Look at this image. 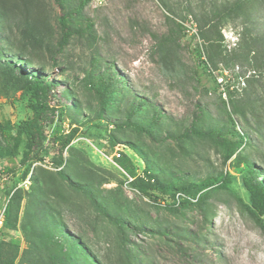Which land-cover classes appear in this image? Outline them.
<instances>
[{"label":"rangeland","instance_id":"374dc122","mask_svg":"<svg viewBox=\"0 0 264 264\" xmlns=\"http://www.w3.org/2000/svg\"><path fill=\"white\" fill-rule=\"evenodd\" d=\"M231 1L88 0L82 12L94 22V44L73 37L57 55V64L45 47H23L24 57L32 62L22 64L24 72L54 80L49 102L64 111L62 119L56 112L47 114L50 128L42 141L41 159H32L25 176L10 159L9 149L0 147V210L9 201L15 225L5 235L0 232V257L14 256L15 264H116L128 253L138 264H264V213L254 210L253 215L249 211L248 194L242 184L249 162L262 169L258 178L264 180V134L243 128L230 105L223 104L222 100L227 101L223 88H214L211 75L196 65L192 52L194 47L204 45L198 35L206 11L215 3ZM249 6L257 25L252 32L264 31V1L254 0ZM62 10L55 0H33L29 6L31 15L40 12L49 22L50 36L45 43L51 52L56 48L57 17ZM8 15L14 24L23 20L17 12V17ZM175 22L180 25L179 31ZM17 32L12 30V38H18ZM221 32V46L228 50L234 47L238 40L235 30L227 26ZM4 36L0 33L3 48ZM163 37L170 40L162 42L166 52L157 50ZM14 45L21 49V40ZM15 52L4 50L3 55L13 56ZM218 59L216 68L210 62L209 66L227 71L223 87L230 84L245 88L252 68L240 62L225 66L222 58ZM15 66L20 67L17 62ZM109 66L123 81L119 83L120 91L110 96L105 109H101L94 90L96 75L99 69ZM19 70L16 72L21 75ZM14 75L0 69V122L19 123L31 117L20 81ZM262 80L255 92H264ZM129 92L145 97L163 111L156 129L161 135L182 129V123L189 124L198 110L202 111L198 123L201 130L224 125L230 112L238 128L247 132L248 141L235 147L221 139L193 136L159 143L130 130H118L107 121L118 123L127 118L129 106L123 98ZM138 112L142 117L150 110ZM54 123L60 124L64 133L77 129L60 150L50 135ZM110 138L131 159L135 174L131 181H125V173L111 160L113 151L106 152ZM128 141L137 149L123 146ZM0 143L4 144L1 137ZM5 166L15 169L6 173ZM60 173L90 188L109 213L122 215L129 226L123 231L117 229L85 193L71 187ZM150 174L172 185V192L178 190L180 197L203 191L206 198L202 208L195 204L183 207L169 197L164 200L149 186L153 182ZM224 176H228L226 187L212 184L203 190L199 186L207 177L205 183L209 179L219 182ZM147 184V192L156 194V201L139 189ZM175 227L186 231L181 233L186 238L175 235ZM160 229L169 233L161 235L157 232ZM63 232L80 246L64 243ZM196 234L202 241L191 244L190 236ZM9 237L19 239L18 249L8 242ZM179 241L181 250L177 247Z\"/></svg>","mask_w":264,"mask_h":264},{"label":"trees","instance_id":"16d2710c","mask_svg":"<svg viewBox=\"0 0 264 264\" xmlns=\"http://www.w3.org/2000/svg\"><path fill=\"white\" fill-rule=\"evenodd\" d=\"M55 1L60 8L63 9V13L57 17L59 33L58 38L56 39V48L51 52L49 46L45 43L50 36L49 22L41 16L40 12H36L35 15L30 14L29 6L32 4L33 0H20V3H17V0H0V33L5 35L3 39L6 43V47H0V69L13 75L14 73L17 75V79L21 84V90L26 98L27 108L31 112L30 118L22 120L19 123H11L9 120L0 122V137L4 142V144L0 143V147L9 149L10 159L16 161L18 167L23 169V176L29 172L32 159H41L42 141L45 138L47 128H50L49 123L46 121L47 114L51 113L54 115L56 112L57 117L62 119L64 111L63 107L58 109L54 108L49 102L52 89L55 86L54 80L50 79L48 76H40L38 74L24 72L22 64H31L32 62L27 56L24 57L25 54L22 50L23 47H45L46 50H48L49 58L53 63L57 64V55L63 51L73 37L83 39L89 44H94L97 38L93 20L90 17L85 16L82 12L83 7L88 0ZM253 1L232 0L231 2H223L219 5L215 3L214 6L210 7L206 11L205 18L202 19V24L199 28L198 36L202 38L204 45L202 46L201 44L198 47H194L192 52L194 53L196 65L198 67L202 66L204 69L208 67L206 61L208 64L210 62L216 68L218 65L217 63L220 62L218 58H222L225 66L229 65L231 62H240L247 64L252 68L253 73L246 79L247 83L245 84V88H238V90L237 87L235 88V86L230 84L223 87V93L227 96V101L222 100V102L224 105H230L231 113L236 115L242 122L243 128H248L249 130L263 136L264 92L263 89L255 92L254 88L261 86L263 82L262 79L264 78V31H257V33L252 32V30L257 27L251 14L253 8L249 6V3ZM16 12L23 16V20L21 22L17 21V23L14 24V22H12L13 19H11L8 14L16 16ZM169 20L173 21L171 18H169ZM175 24L179 31V23L175 22ZM227 26L234 29L238 35V40L235 46L229 50L225 46H221V41L223 39L221 29ZM13 29L18 31V38L17 36L12 38ZM17 39L21 40V49H19V45H14ZM164 41L166 44V42L170 40L167 37L161 38L157 43L158 51H168L162 43ZM15 49L17 52L14 51ZM4 50L10 53H15H13V56H4ZM202 53L204 56L206 55V61L201 58ZM16 62L19 63L20 67L15 66ZM18 68L20 69L19 71L21 75L16 72V69ZM208 73L213 79L214 88L218 89L219 85L217 84L215 77L211 72L208 71ZM96 76L97 81L94 90L98 94L101 109H105L104 106L110 100V96H114L120 91L119 83H122L123 79L114 71L113 67L110 66L102 68L101 70L99 69ZM123 101L129 106L127 118L118 123L115 121H110L111 123H109V121H107V124H111L118 130H130L151 138L153 141H158L159 143L167 141H183L193 136L221 139L235 147L248 141L247 132L238 128L237 121L234 120L230 112L227 113L224 125L221 124L217 127L201 130L198 127V123L201 120L202 111L198 110L190 120L189 124H186V122L182 123V129L167 131L164 135H161L160 132H156V129L159 126V121L164 116L161 109L149 102L145 97L137 96L130 92L123 98ZM144 108H148L150 113L147 116L140 117L139 115L141 113L138 111ZM197 108L200 109L199 106ZM159 129L161 128L159 127ZM76 130L77 129L72 128L68 133H64L63 127L60 124L54 123L51 126L50 131L52 143L57 146L58 150H60L69 143ZM123 144V146L128 145L132 149H137L135 145L129 141L128 143ZM114 147L115 140L111 139L106 152L110 153L111 150H114ZM18 154H20V158L17 159ZM60 156L61 155H59V157ZM113 161L116 165L120 166L121 170L125 173V181H129L128 176L133 179L135 176L133 164L124 151H121L118 157H114ZM58 162H61V158ZM14 169L15 168L9 166L4 167L6 173L11 172ZM260 173H262V169L256 166L253 162H249L246 165V172L242 176V184L248 194L250 202V207H246L253 215L256 214L254 210L258 211L260 214L264 213V180L258 178V174ZM60 176L63 179H66L71 187L85 193L90 198L95 208L113 223L117 229L123 231V228L129 226L122 215L109 213L99 202L97 196L90 188L83 187L78 183L71 181L62 173H60ZM148 176L153 180L152 183H149V186L156 190L157 194H161L164 200L169 197L173 203L175 201L180 202L183 207L195 204L202 208L206 198V194L203 191L186 194V196L180 197L182 196V193L178 190L177 192H172L174 190L172 185L161 182L151 174ZM205 180L199 184L203 190L212 184H217L218 187L222 188L226 187L228 176H224L219 182L217 179H209L207 183H205ZM147 186L148 184L144 187L139 186V189L143 194L156 201L157 195L148 193ZM179 188L180 190L185 189V187ZM251 208H253V210ZM0 211H2L3 214L0 232L2 231L4 233L13 230L15 225L11 217L9 201L5 202ZM144 229V227L139 228V230ZM157 232L164 236L169 233L167 229H160ZM173 233L175 235L177 234L179 238H186V236L181 233L187 234L186 231H182L176 227ZM61 238L64 240V243L67 244H73L76 242L75 238L68 236L65 232L62 233ZM190 238H192V241H190L191 244H200L202 241L197 234L190 236ZM8 242L13 245L15 249H18L19 239L9 237ZM78 246L80 245L78 244ZM177 247L180 250L182 249L180 241L177 243ZM81 250L86 252L83 247ZM16 253L17 252L15 251V254ZM86 254L88 253L86 252ZM14 258V256L8 259L0 257V264H15ZM83 258L88 262L87 256H84ZM132 258L133 257L128 256V253H124L122 258H118L116 264H138L136 263L137 261L135 258Z\"/></svg>","mask_w":264,"mask_h":264},{"label":"built area","instance_id":"2783aa9c","mask_svg":"<svg viewBox=\"0 0 264 264\" xmlns=\"http://www.w3.org/2000/svg\"><path fill=\"white\" fill-rule=\"evenodd\" d=\"M202 59L205 60V56L202 53ZM206 61V60H205ZM206 64L208 67L206 69L212 73V75L215 77L217 84L219 85V88H223V82L225 81V77L227 76V71L225 69L219 70V69H214L213 67H210L209 64L206 61ZM122 146H116L114 147L113 152L110 154L111 160L114 159V157H118L120 155V152L123 151L124 149L121 148ZM114 162V161H113ZM115 163V162H114ZM128 180H132V177L128 176ZM3 221V214L2 211H0V227L2 225Z\"/></svg>","mask_w":264,"mask_h":264}]
</instances>
